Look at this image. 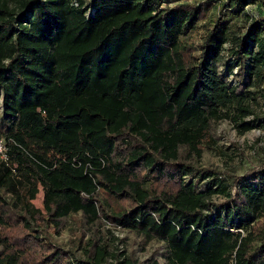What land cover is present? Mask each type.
Returning <instances> with one entry per match:
<instances>
[{"label": "trees", "instance_id": "16d2710c", "mask_svg": "<svg viewBox=\"0 0 264 264\" xmlns=\"http://www.w3.org/2000/svg\"><path fill=\"white\" fill-rule=\"evenodd\" d=\"M251 3L264 7L0 0V223L5 208L16 213L33 243L43 215L59 235L75 215L92 226L105 217L162 242L165 264H264V170L230 181L199 167L215 123L246 132L260 118L264 14L247 12ZM164 180L175 187L158 191ZM39 185L43 209L32 199ZM70 243L80 256L59 243L45 264H106L104 236ZM130 259L120 264H139Z\"/></svg>", "mask_w": 264, "mask_h": 264}, {"label": "rangeland", "instance_id": "374dc122", "mask_svg": "<svg viewBox=\"0 0 264 264\" xmlns=\"http://www.w3.org/2000/svg\"><path fill=\"white\" fill-rule=\"evenodd\" d=\"M245 10L252 16L264 14V7L259 3L249 4ZM226 46L229 48V45ZM227 53L228 51H226V57L229 56ZM234 70L238 71L237 67ZM229 78L235 81V77ZM254 108L260 118L257 126L252 130L240 132L235 123L228 120L213 125L211 130L213 143L209 140V143L204 145V154L199 161V167L216 170L219 175L226 176L230 181L242 175L250 176L254 169L264 170V96H259ZM253 118L254 115H251L247 119ZM197 178L198 176H195L193 180ZM211 181V177L203 178L198 181V186L203 189L206 185L210 186ZM174 187L172 182L166 180L156 186L158 191ZM32 199L36 207L43 209L44 195L41 185L33 192ZM221 199H223L222 196L217 194L211 198V201L217 203ZM128 203L130 202H122V204ZM4 211L6 212L5 220H8L5 225L0 223V238L2 239L0 256L4 253L20 251L24 253L20 264H45L46 253L55 249L59 243H65L66 250L73 249L75 255L80 256L82 250H75L70 243L80 234L84 235L85 241L104 236L110 253L106 264H120L126 258L128 260L131 258L139 264H165L166 247L162 242L146 240L142 235L126 230L105 217L100 223L92 226L84 215H75L64 223L59 235L53 223L48 224V216L43 215V217H38L36 222L39 225L36 235L40 236V239L29 243L32 236L30 230L25 228L24 220L18 218L16 213L7 208ZM263 229L264 221L257 226L258 231Z\"/></svg>", "mask_w": 264, "mask_h": 264}, {"label": "built area", "instance_id": "2783aa9c", "mask_svg": "<svg viewBox=\"0 0 264 264\" xmlns=\"http://www.w3.org/2000/svg\"><path fill=\"white\" fill-rule=\"evenodd\" d=\"M0 156L3 158H6L5 144H4L3 140H0Z\"/></svg>", "mask_w": 264, "mask_h": 264}]
</instances>
